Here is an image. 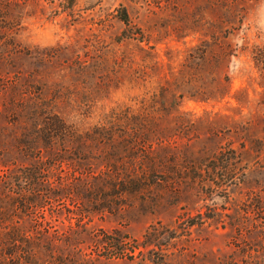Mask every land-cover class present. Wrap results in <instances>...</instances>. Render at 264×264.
<instances>
[{"label": "rangeland", "instance_id": "rangeland-1", "mask_svg": "<svg viewBox=\"0 0 264 264\" xmlns=\"http://www.w3.org/2000/svg\"><path fill=\"white\" fill-rule=\"evenodd\" d=\"M0 264H264V0H0Z\"/></svg>", "mask_w": 264, "mask_h": 264}, {"label": "trees", "instance_id": "trees-1", "mask_svg": "<svg viewBox=\"0 0 264 264\" xmlns=\"http://www.w3.org/2000/svg\"><path fill=\"white\" fill-rule=\"evenodd\" d=\"M74 1L75 0H67V2H68L69 5H73ZM124 15H125V13H124Z\"/></svg>", "mask_w": 264, "mask_h": 264}]
</instances>
